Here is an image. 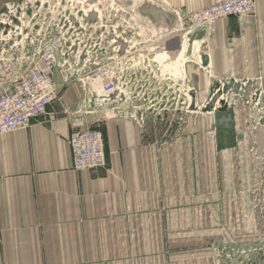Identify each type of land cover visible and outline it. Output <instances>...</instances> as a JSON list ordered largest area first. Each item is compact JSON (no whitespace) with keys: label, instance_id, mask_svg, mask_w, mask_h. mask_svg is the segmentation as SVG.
Segmentation results:
<instances>
[{"label":"rangeland","instance_id":"obj_1","mask_svg":"<svg viewBox=\"0 0 264 264\" xmlns=\"http://www.w3.org/2000/svg\"><path fill=\"white\" fill-rule=\"evenodd\" d=\"M145 2L174 12L162 0L4 1L0 49L42 37L60 46L58 97L79 75L111 74L117 90L94 110L142 124L163 161L158 202L173 237L205 264H264V69L213 78L188 16L175 33L187 36L184 55L160 54Z\"/></svg>","mask_w":264,"mask_h":264},{"label":"crops","instance_id":"obj_2","mask_svg":"<svg viewBox=\"0 0 264 264\" xmlns=\"http://www.w3.org/2000/svg\"><path fill=\"white\" fill-rule=\"evenodd\" d=\"M162 1L182 17L213 4ZM193 32L213 78L247 79L246 71L264 69V0H256L252 17L222 19L210 31ZM52 46L61 59L63 49ZM33 52L20 40L2 47L0 56L16 67ZM80 76L48 106L54 121L38 117L0 136V264H205L173 237L178 224L165 222L157 186L163 161L142 124L122 115L102 118L94 107L102 105L106 80ZM54 81L61 82L57 73ZM87 129L103 134L106 165L76 171L68 138Z\"/></svg>","mask_w":264,"mask_h":264},{"label":"built area","instance_id":"obj_3","mask_svg":"<svg viewBox=\"0 0 264 264\" xmlns=\"http://www.w3.org/2000/svg\"><path fill=\"white\" fill-rule=\"evenodd\" d=\"M256 0H213V4L200 9L187 18L191 32L210 31L215 24L226 18L252 17ZM27 44L34 51L23 66H14L10 58L0 56V136L29 127L32 120L46 117L51 122L57 116L48 112V106L58 99L59 88L54 74L60 67L52 40L32 39ZM1 55V54H0ZM24 67L25 72L21 73ZM94 77L107 81L101 87L103 98L117 90V83L108 72H98ZM71 81L62 78L63 85ZM72 166L76 171H92L106 165L104 138L97 129L75 130L69 138ZM1 158V149H0Z\"/></svg>","mask_w":264,"mask_h":264},{"label":"water","instance_id":"obj_4","mask_svg":"<svg viewBox=\"0 0 264 264\" xmlns=\"http://www.w3.org/2000/svg\"><path fill=\"white\" fill-rule=\"evenodd\" d=\"M140 15L149 17L155 26L156 31L161 37L160 45L167 52L178 51L181 48L180 34H175L180 26V17L177 13L167 11L165 7H155L145 2L139 9ZM4 22V21H3ZM2 22V24H4ZM175 43V48H172V43ZM175 54V53H171ZM107 82V81H106Z\"/></svg>","mask_w":264,"mask_h":264},{"label":"bare ground","instance_id":"obj_5","mask_svg":"<svg viewBox=\"0 0 264 264\" xmlns=\"http://www.w3.org/2000/svg\"><path fill=\"white\" fill-rule=\"evenodd\" d=\"M182 42V45H181V48L178 50V51H171L170 53H175V57L176 59H178L180 56H183L185 51H186V47H187V42H186V38L183 37V40L181 41ZM167 53V50H165L164 48L161 47V50H160V54L162 55H166ZM172 61V60H171ZM227 127V126H226ZM225 134V133H223ZM222 134V135H223ZM230 134V133H228ZM227 135V134H226ZM228 136V135H227ZM230 138V137H229ZM225 141V140H224Z\"/></svg>","mask_w":264,"mask_h":264},{"label":"flooded vegetation","instance_id":"obj_6","mask_svg":"<svg viewBox=\"0 0 264 264\" xmlns=\"http://www.w3.org/2000/svg\"><path fill=\"white\" fill-rule=\"evenodd\" d=\"M4 1L6 2V1H14V0H0V5H1ZM15 1H17V0H15ZM17 4H19V2L16 3V4H15V2H14V5H17ZM0 11H2V7H0ZM0 17H2V15H1ZM3 21H4V20H1L0 24H1ZM1 25H3V24H1Z\"/></svg>","mask_w":264,"mask_h":264}]
</instances>
